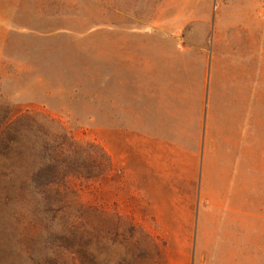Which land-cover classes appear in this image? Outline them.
<instances>
[{"label": "rangeland", "instance_id": "1", "mask_svg": "<svg viewBox=\"0 0 264 264\" xmlns=\"http://www.w3.org/2000/svg\"><path fill=\"white\" fill-rule=\"evenodd\" d=\"M0 264H264V0H0Z\"/></svg>", "mask_w": 264, "mask_h": 264}, {"label": "crops", "instance_id": "2", "mask_svg": "<svg viewBox=\"0 0 264 264\" xmlns=\"http://www.w3.org/2000/svg\"><path fill=\"white\" fill-rule=\"evenodd\" d=\"M257 2H259V0H256ZM167 144V143H166ZM166 146V145H165ZM204 147H205V143H204ZM168 149H167V146H166V151H167Z\"/></svg>", "mask_w": 264, "mask_h": 264}]
</instances>
